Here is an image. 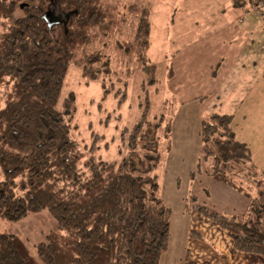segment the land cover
I'll return each instance as SVG.
<instances>
[{"label":"trees","instance_id":"obj_1","mask_svg":"<svg viewBox=\"0 0 264 264\" xmlns=\"http://www.w3.org/2000/svg\"><path fill=\"white\" fill-rule=\"evenodd\" d=\"M50 1L0 0V218L15 222L47 210L56 221L35 244V254L17 233L0 231V264H160L172 209L155 173L162 156L157 128L151 133L143 120L125 128L126 151L119 149V159L85 156L70 136L73 98L60 99L71 64L90 81L109 77L111 48L126 64L137 60L145 75L141 84L157 81L147 55L151 6L132 2L118 16L102 0H55L65 16L48 19ZM16 7L23 13L14 18ZM127 22L131 32L113 40ZM231 116L211 112L201 120L191 175L239 179L251 194L248 205L240 213L205 203L185 208L228 230L232 251L264 258V171L236 138Z\"/></svg>","mask_w":264,"mask_h":264},{"label":"rangeland","instance_id":"obj_2","mask_svg":"<svg viewBox=\"0 0 264 264\" xmlns=\"http://www.w3.org/2000/svg\"><path fill=\"white\" fill-rule=\"evenodd\" d=\"M232 1L102 0L105 5L113 6L118 16L125 6L132 2H144L151 6V33L147 55L149 62L156 66L157 81L141 84L144 83L145 75L138 68L137 60L133 58L135 61L132 59L126 64L120 53L111 48L113 72L109 77L90 81L82 76L79 67L71 64L62 86L61 101L67 97L73 98V101L70 100L71 108L74 109L69 117L70 136L78 143L85 156L119 159V149H122V153L126 151L124 144L128 132L125 128L130 130L132 125L140 120L150 124L147 129H150L151 133L157 128L155 133L160 136L162 156L155 173L161 184L162 198L172 209L169 244L160 264L172 263L171 254L181 248H175L176 240L180 246L183 245L188 229L201 231L206 237L211 227L221 229L203 215L191 209H183L185 203L187 207L194 203H209L214 206V194H219L220 190L212 185L210 178L205 180L206 174L191 175V171L196 168L197 155H200L197 143L200 140L201 108L198 101L189 103L185 99L184 102H178L175 91L183 86L188 89V65L193 68L192 74L198 65H205L197 61L188 62V53L194 50L197 51L196 54H200L202 40H205L203 42L207 46L209 38L213 35L216 37L220 27L236 20L238 14L243 13L241 7L233 5ZM254 3L252 0L242 1V5L250 7V11ZM45 10L48 19L56 16L61 19L66 13L55 0H51ZM22 13L23 8L16 7L13 17ZM262 21L264 20L258 21L257 29L258 33L264 36ZM131 27V22L123 24L124 32L121 31L123 33L120 36L115 33L113 40L126 38L131 32ZM260 37L254 41H258V47L264 43V40L261 43ZM98 47L99 43L93 46ZM211 64L210 70H215L218 66L217 63ZM170 67L171 75L168 74ZM257 69L252 72L256 76H252V73L249 75L248 69L247 73L239 64L234 65L224 85L218 89L216 99L213 96L211 100L205 101L207 105L203 108L208 109L203 112L202 118L211 111L220 112V109L231 114L230 126L234 129L236 138L249 146L252 162L258 170L264 171V76ZM174 73V79H169ZM231 89H234L236 94L230 92ZM224 94L230 95L231 102L222 100ZM186 96L188 97V94ZM240 173L239 177L243 179L244 172ZM199 174L203 175V178L194 180ZM235 180L239 182V179ZM214 183H217V180H214ZM202 185L207 186L209 190L201 189ZM202 190L210 191L209 200ZM192 197H195V200ZM217 208L224 213H229L228 210L231 209L227 203L224 207ZM55 224L52 215L47 210H41L29 213L15 222L0 218V231L17 233L32 254H35V244L44 240V234ZM259 257L264 262V258ZM177 259L175 255L176 264Z\"/></svg>","mask_w":264,"mask_h":264},{"label":"crops","instance_id":"obj_3","mask_svg":"<svg viewBox=\"0 0 264 264\" xmlns=\"http://www.w3.org/2000/svg\"><path fill=\"white\" fill-rule=\"evenodd\" d=\"M242 1L243 0L232 1L233 5L241 7V10L243 11V13L238 14L236 20H231L220 27L217 31V36L214 37L213 35L212 38H209L207 46L205 45V42H203L205 40H202L201 42L203 47H201L202 52L200 54H196L197 51L194 52V50H191L190 53H188V62L192 63V61H197L205 63V65H198L197 68L194 69L193 74V68L188 65V76L186 77V79L188 78V89H184L185 86H183L182 89L179 88L175 92L178 97L177 99L179 100L178 102L180 103L184 102L185 99L189 103L195 101L199 102L201 108V120L203 119V112L208 109L206 107L203 108V106L207 105L205 104V101L211 100V97L213 98V96L216 99L218 89H221L224 85V81L228 78V73H230V70L234 65L239 64V67L244 70L246 69V71L248 69L250 71L249 75L258 68L257 70H260L264 76V36L261 35L260 32L258 33L259 30L257 29V25L259 24L258 21L262 18L253 15V13L248 9L250 7L247 8L244 4L242 5ZM245 25L248 27L246 28ZM258 37H260L262 41L261 43H263L259 44V47L258 41L256 40V42H254ZM212 62L217 63L218 65L215 70L209 69ZM175 75L176 73H174V75H172L169 79H174ZM253 75L256 76L252 73V76ZM229 91L236 94L234 89ZM186 94H188V97ZM222 100L226 103L231 102V97L229 94H224V98H222ZM213 105H215V103ZM219 113L228 112L220 109ZM197 145L198 149H200L201 140L198 141ZM197 157L195 158L197 159ZM203 175H197L194 180L203 178ZM208 178L212 180V185L218 191L220 190V193L214 194L216 196L215 202L212 203L214 206H210L211 204L208 202L207 203L209 205H206L218 210L217 207H224V204L227 203L229 207H231V209L228 210L229 213H240L246 209L251 194L244 187V185L236 181L235 178L224 173L206 174L205 180H208ZM214 180H217V183H214ZM203 188H207V186L202 185L201 189ZM207 190L209 189L207 188ZM204 194L206 195L207 200H209L208 198L211 197L210 191H205ZM183 209L184 211L186 210L185 206ZM191 211L196 212L194 210ZM197 213L200 214L199 212ZM210 229L211 231L209 232L208 237H206V235L201 231L188 229L186 233V240L183 245L180 246L179 242L176 240L175 248H181L180 250L177 249V252L174 250L171 254V264H176L174 262L175 255L178 258V264H264L259 255L232 251V234L228 230L223 228L215 229L212 227ZM191 231L194 232L193 235L190 234Z\"/></svg>","mask_w":264,"mask_h":264},{"label":"built area","instance_id":"obj_4","mask_svg":"<svg viewBox=\"0 0 264 264\" xmlns=\"http://www.w3.org/2000/svg\"><path fill=\"white\" fill-rule=\"evenodd\" d=\"M253 1L255 3L251 7L252 13L264 20V0H252V2Z\"/></svg>","mask_w":264,"mask_h":264}]
</instances>
